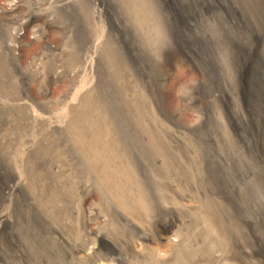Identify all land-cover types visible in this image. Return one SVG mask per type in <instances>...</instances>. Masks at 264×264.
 <instances>
[{
  "label": "bare ground",
  "instance_id": "obj_1",
  "mask_svg": "<svg viewBox=\"0 0 264 264\" xmlns=\"http://www.w3.org/2000/svg\"><path fill=\"white\" fill-rule=\"evenodd\" d=\"M125 4L126 11L134 19L135 27H132L136 35L145 43H141L144 53L151 55L148 56L151 60L154 57L155 61L160 56L162 34L151 7H148V0H125ZM252 5L259 18H264V0H257ZM79 7L86 26L92 28L100 40L99 24L88 18L83 4ZM250 16L246 19L248 27L258 30V18ZM236 43L234 39L233 45ZM110 51L105 49L104 66L106 70L110 68V72L115 71L118 77L121 71ZM78 57L73 47L67 57V66L76 64ZM1 59L0 55V81L13 74ZM219 67L227 74L222 61ZM83 77L87 76L83 74ZM80 81L74 97L60 108L56 117L53 113L55 119L49 121L52 132L54 129L67 134L58 137L57 133L58 138L46 134L40 136L34 128L31 134V130L28 131L30 135L26 138L21 135L23 139L11 147L12 151L6 156L15 184L8 186L5 193L21 189L27 194L44 225L54 235V240H50L52 249H56L54 245L56 250L62 248L57 253L62 252L67 264H264V175L251 176L254 172L250 174L248 167L250 159L264 167V152L258 144H255V150L250 147L246 126L233 119L236 131L233 136L217 112L216 119L211 116L216 120L211 124L216 134L205 141L207 148L199 149V144L196 145L187 132L202 130L206 126L203 118L189 124L174 123L172 119L174 127L171 128L158 116L160 120L143 117L137 122L133 115L132 126L136 123L140 133L132 136L127 131L124 133L121 124L111 117L98 91L88 86L85 78ZM117 86L121 89V85ZM231 89H226L227 94L223 96L233 103L232 115L247 125L257 124L259 116L247 122ZM146 112L143 113L147 115ZM41 122L43 120L40 127ZM28 126L29 129L31 125ZM37 163L50 171L53 180H57L66 193L64 200L54 204L56 211L49 208L50 200L44 198L46 188L44 190L40 185L43 177ZM90 193L96 194V199L84 202L83 196Z\"/></svg>",
  "mask_w": 264,
  "mask_h": 264
},
{
  "label": "rangeland",
  "instance_id": "obj_2",
  "mask_svg": "<svg viewBox=\"0 0 264 264\" xmlns=\"http://www.w3.org/2000/svg\"><path fill=\"white\" fill-rule=\"evenodd\" d=\"M256 2L257 0H148V7H151L162 34V44H159L160 49L158 47L160 56L155 58V61L154 57L151 60V55L144 53L142 49L141 43L144 41L139 39L135 28L132 27L135 22L126 11L125 0H67L65 8L56 10L53 15L32 16L29 25L25 27L21 43L18 44V55H14L12 51V31L30 13L23 8L17 18L6 19L5 23H8L11 29L3 30L0 27V55L1 61H4L2 63L5 67L8 66L7 69L12 70L13 74L8 78L10 83L6 78L0 81V105L4 106H0V143L4 146L0 145V198L6 200L3 199V203L0 199V264H67L62 252L57 253L62 248L56 250L57 246L54 245L56 249H52L50 242L54 240V235L44 225L41 215L35 210V206L31 205L27 194L21 189L5 193L8 186L15 184L6 156L12 151L11 147L30 135L34 128L40 136L46 134L47 137L58 138L67 134L54 129L52 132L50 122L58 115L60 108L74 97L82 78L86 79L88 86L91 85L98 91L111 117L121 124L124 133L127 131L132 136L139 135L140 129L137 131L136 123L132 126L131 122H140L143 117H160L163 119L161 122L164 121L163 124L171 128L174 123L189 124L190 121L203 118L206 126L202 130L187 133L189 137L192 136L191 139L196 145L199 144V149H204L207 138L213 133L216 134L211 124L215 123L214 119L220 113L233 136H236L233 128V119H236L235 122L246 126V136L251 139L250 147L255 150V144H258L264 152V39L261 37L262 35L264 38V18L260 17L261 20L257 15L259 13L256 12V7L252 5ZM81 4L85 6L88 18L96 25L99 24L100 40H97L92 28L86 26V20L79 7ZM250 15L258 18V30L252 26L248 27L246 19ZM234 39L237 42L235 46ZM73 47L79 57L76 64L67 66V57ZM105 49H111L115 55L119 65L118 71H121L118 72V77L115 71L110 72L111 69L108 68V72L105 69ZM221 61L227 74L221 72ZM85 68L89 70L84 71ZM83 74L87 77H83ZM126 83L131 84L130 87ZM117 84L121 85V89ZM228 88L234 91L247 122L259 116L257 124H253L256 127L247 125L245 121L232 115L233 103L223 96L227 94ZM123 98L125 105L124 101H121ZM127 98H130V101ZM139 105L146 110L142 111ZM144 111H147V115ZM133 115L134 120L131 119ZM38 117L41 119L38 120ZM172 119L175 120L174 123ZM30 120L37 122L35 124L29 122ZM41 120L43 122L40 127ZM28 125H31L29 129ZM34 125L36 127H33ZM45 125L49 128L46 129ZM53 133H58V137L52 136ZM250 160V174L254 172L251 176H263L264 167L258 166L254 159ZM37 166L43 177L39 184L47 190L44 198L50 200L49 208L52 207L51 210L56 211L54 204L64 200L66 193L62 191L59 182L53 180L55 178L46 167L41 163H37ZM83 197L84 202L88 203L96 199L97 195L90 193Z\"/></svg>",
  "mask_w": 264,
  "mask_h": 264
},
{
  "label": "built area",
  "instance_id": "obj_3",
  "mask_svg": "<svg viewBox=\"0 0 264 264\" xmlns=\"http://www.w3.org/2000/svg\"><path fill=\"white\" fill-rule=\"evenodd\" d=\"M67 0H0V27L4 30L9 28L6 19L12 20L19 16L23 8L30 13L26 18L16 25L12 31L14 55L19 54V43L25 33V27L29 25L32 16H49L59 9L65 8ZM19 20V19H18Z\"/></svg>",
  "mask_w": 264,
  "mask_h": 264
}]
</instances>
